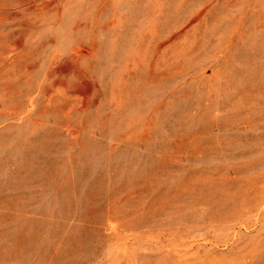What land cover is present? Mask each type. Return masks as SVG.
I'll use <instances>...</instances> for the list:
<instances>
[{
  "label": "rangeland",
  "instance_id": "374dc122",
  "mask_svg": "<svg viewBox=\"0 0 264 264\" xmlns=\"http://www.w3.org/2000/svg\"><path fill=\"white\" fill-rule=\"evenodd\" d=\"M0 264H264V0H0Z\"/></svg>",
  "mask_w": 264,
  "mask_h": 264
}]
</instances>
